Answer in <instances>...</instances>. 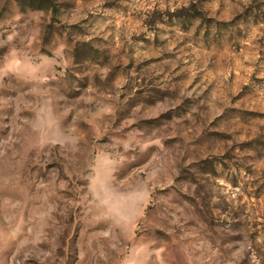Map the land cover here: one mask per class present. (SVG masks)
<instances>
[{"label":"rangeland","instance_id":"1","mask_svg":"<svg viewBox=\"0 0 264 264\" xmlns=\"http://www.w3.org/2000/svg\"><path fill=\"white\" fill-rule=\"evenodd\" d=\"M0 264H264V0H0Z\"/></svg>","mask_w":264,"mask_h":264}]
</instances>
